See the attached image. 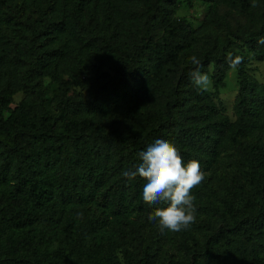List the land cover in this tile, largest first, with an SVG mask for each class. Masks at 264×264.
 I'll use <instances>...</instances> for the list:
<instances>
[{
  "label": "trees",
  "instance_id": "obj_1",
  "mask_svg": "<svg viewBox=\"0 0 264 264\" xmlns=\"http://www.w3.org/2000/svg\"><path fill=\"white\" fill-rule=\"evenodd\" d=\"M15 1L0 0V264H264V84L231 53L264 64V0H203L219 50L175 17L192 0H35L24 20ZM228 54L244 58L234 121L218 102ZM157 139L206 174L178 235L148 220L166 205L143 201L146 181L122 176Z\"/></svg>",
  "mask_w": 264,
  "mask_h": 264
},
{
  "label": "clouds",
  "instance_id": "obj_2",
  "mask_svg": "<svg viewBox=\"0 0 264 264\" xmlns=\"http://www.w3.org/2000/svg\"><path fill=\"white\" fill-rule=\"evenodd\" d=\"M264 44V38L258 40ZM190 63L195 67L191 71L193 84L201 91L212 89L209 75L200 71L202 65L196 56H191ZM242 56L228 54L226 62L235 69L243 62ZM140 163L134 170L122 172V176L132 180L137 176L145 182L142 198L146 204L163 203L166 207L154 209L148 220L157 224L161 232L165 230L178 233L187 230L196 220L195 197L192 190L200 185L206 174L196 160L185 163L175 145L164 139H157L146 150L139 153ZM82 216V214H78Z\"/></svg>",
  "mask_w": 264,
  "mask_h": 264
},
{
  "label": "rangeland",
  "instance_id": "obj_3",
  "mask_svg": "<svg viewBox=\"0 0 264 264\" xmlns=\"http://www.w3.org/2000/svg\"><path fill=\"white\" fill-rule=\"evenodd\" d=\"M182 1V0H181ZM35 0H20L15 1L11 7L7 9L8 15H13L14 18L17 19H26V18H33L35 16ZM210 6L209 4L205 3L203 0H192L191 4H187L186 2H182L176 12L175 17L183 18L195 29L196 34L199 37L209 38L216 43V50H219L220 47L223 45V38L221 32L218 28L213 27L210 25L206 20V16L208 13ZM4 31L9 35L12 36V30L7 25L4 26ZM232 54H239L241 53L243 56L247 58V71L249 75L254 78L258 83L264 84V64L262 62L256 61L253 57L249 55H244L240 51V49H232ZM212 68H209V77L211 78ZM224 86L218 90V102L223 106L226 111V115L229 117L231 121L235 120L233 114V107L234 101L238 94V75L235 69H230L226 72L225 78L223 80ZM44 88L47 89V95L52 97V91L56 87V83L51 82L49 79H45L42 82ZM213 91V87L210 91H206L211 93ZM23 93L19 92L13 96L12 103L10 108L13 110L22 100ZM7 116V114H6ZM226 159V156L222 157V161ZM229 171V169L222 165V168L219 169V173H225ZM212 199L215 198L212 196ZM195 207L201 208L204 206V198L198 196L195 200ZM196 216H199L201 212L196 211ZM178 233H172L171 235H178Z\"/></svg>",
  "mask_w": 264,
  "mask_h": 264
}]
</instances>
